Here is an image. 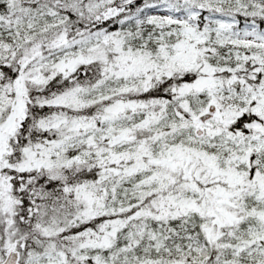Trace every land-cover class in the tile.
Instances as JSON below:
<instances>
[{"label": "snow or ice", "instance_id": "6c2138e0", "mask_svg": "<svg viewBox=\"0 0 264 264\" xmlns=\"http://www.w3.org/2000/svg\"><path fill=\"white\" fill-rule=\"evenodd\" d=\"M0 264H264V0H0Z\"/></svg>", "mask_w": 264, "mask_h": 264}]
</instances>
